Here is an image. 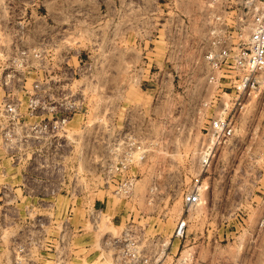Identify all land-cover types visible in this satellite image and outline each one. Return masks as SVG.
<instances>
[{"label": "built area", "instance_id": "2783aa9c", "mask_svg": "<svg viewBox=\"0 0 264 264\" xmlns=\"http://www.w3.org/2000/svg\"><path fill=\"white\" fill-rule=\"evenodd\" d=\"M166 3L175 17L178 11L172 0ZM201 17L203 26L191 31L187 19L180 15L177 39L175 29H163L159 60L144 51L138 62L128 64L125 73L146 93L147 99L142 102L127 100L121 84L96 82L94 75L107 74L101 70L103 64L95 53L88 51L81 58L77 47L73 49L76 65L71 74H50L41 49L15 51L12 66L0 80V203L24 200L26 193L32 192L29 181L39 188L35 194L39 196L34 197L42 199L48 173L63 170L72 142L68 124L83 108L79 88L84 80L104 100L103 110L90 124V136L92 144L101 147L106 183L114 185L116 194L131 199L136 180L148 172L147 201L179 199L180 213L171 235H185L187 214L204 201V175L214 149L230 141L234 145L237 137L232 116L217 108L225 93L222 82L231 83L238 96L244 91L250 93L259 81H264V0L206 4ZM148 37L146 45L154 51L152 38L157 39V35ZM66 49L70 47L66 45ZM67 58L61 57L59 62L67 64ZM14 66L20 68L21 80L25 74L45 75L33 80L28 88L19 85L25 95L23 105L13 97ZM141 76H145L142 81ZM175 150L183 155L181 163L172 157ZM259 156L264 164V152ZM258 199L259 232L264 231V190ZM92 209L90 217L95 221L101 208ZM132 230L131 223H125L118 236L102 239V246L113 250V264H158L161 250L156 239L149 238L142 245ZM260 251L264 255V246ZM182 262L196 264L191 254ZM258 264H264V257Z\"/></svg>", "mask_w": 264, "mask_h": 264}, {"label": "rangeland", "instance_id": "374dc122", "mask_svg": "<svg viewBox=\"0 0 264 264\" xmlns=\"http://www.w3.org/2000/svg\"><path fill=\"white\" fill-rule=\"evenodd\" d=\"M46 1L55 7L56 0H0V80L3 72L12 66L11 60L17 50L41 49L43 63L50 74L70 73L76 65L73 49L77 47L81 49V58L85 57V45L74 43L73 28L69 25L61 32L58 13L42 8ZM133 31L135 42L139 41L138 36L141 38L139 45L128 48V63L139 61L144 51L157 60L163 31L157 42L153 37L158 35L156 29L147 32L146 28L137 26ZM148 36L153 37L152 43L159 44L155 53L146 45ZM66 45L70 49H66ZM64 56L68 57L67 64L59 62ZM14 68L17 71L11 82L13 97L23 105L25 95L19 85L28 88L33 80L45 75L25 74L21 80L20 68ZM127 68L121 75L109 76L102 72L94 77L97 83L121 84L127 100L142 102L147 99L144 98L146 93L132 83L125 73ZM144 78L141 76V81ZM222 84L226 86L225 93L221 94L217 108L232 116L237 137L234 145L230 141L214 149L204 175V201L187 214L185 235L180 238L171 235L180 213L179 199L147 201L148 172L136 180L131 199L116 194L114 185L106 183L101 147L93 145L90 136V124L103 110L104 100L91 83L83 80L79 88L83 108L68 124L72 139L68 146L70 153L62 171L48 173L46 193L42 195L46 200L31 201L39 199L34 197L39 196L35 195L39 188L29 181L28 188L32 192L26 193L24 200L0 203V264H113V250L104 248L102 239L118 236L125 223H131L142 245L149 238L156 239L161 250L158 264H186L182 259L188 254L196 264L200 261L258 264L262 261L264 255L260 250L264 246V231L258 232L256 222L260 210L258 196L264 190V164L259 156L264 152V81H259L250 93L244 91L238 96L231 83ZM93 147H96L95 153ZM182 156L175 150L172 157L181 163ZM15 192L21 196L19 189ZM39 201L41 203H37ZM95 202H101L97 206L103 210L92 221L90 213ZM114 207L119 208L118 214L123 217L117 226L111 224L107 211ZM39 247H43L42 259L36 250Z\"/></svg>", "mask_w": 264, "mask_h": 264}, {"label": "crops", "instance_id": "0c3cea01", "mask_svg": "<svg viewBox=\"0 0 264 264\" xmlns=\"http://www.w3.org/2000/svg\"><path fill=\"white\" fill-rule=\"evenodd\" d=\"M224 1L226 0H172V6L178 11L175 17L168 9L170 6L166 3L167 0H56L54 8L48 1L42 8L46 12L56 11L58 26L66 29L70 25L73 28L72 38L75 43L85 45L86 52L99 56L104 73L111 76L123 73L129 64L128 48L139 45V41L135 42L133 28L143 27L147 32L156 29L158 35L155 42L163 29H175L173 33L177 39L180 37V15L187 19V28L192 31L203 26L201 13L206 4L220 5ZM137 38L140 40L141 36ZM158 45L154 43V53ZM159 50L162 52L163 42ZM159 56L161 57V53H158ZM35 200L46 198L31 199L32 202ZM98 204L102 203L95 202L94 207ZM97 207L103 210V207ZM107 211L111 224L120 225L123 217L118 214L119 208H109ZM36 250L42 259L43 247Z\"/></svg>", "mask_w": 264, "mask_h": 264}, {"label": "bare ground", "instance_id": "6f19581e", "mask_svg": "<svg viewBox=\"0 0 264 264\" xmlns=\"http://www.w3.org/2000/svg\"><path fill=\"white\" fill-rule=\"evenodd\" d=\"M224 104V103H223ZM226 105V104H225Z\"/></svg>", "mask_w": 264, "mask_h": 264}]
</instances>
